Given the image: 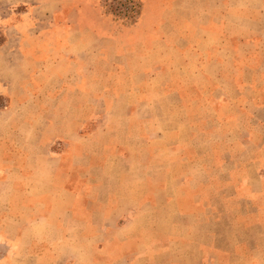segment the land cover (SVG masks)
<instances>
[{
    "label": "rangeland",
    "instance_id": "1",
    "mask_svg": "<svg viewBox=\"0 0 264 264\" xmlns=\"http://www.w3.org/2000/svg\"><path fill=\"white\" fill-rule=\"evenodd\" d=\"M0 48L1 91L30 98L0 114V148L31 155L0 195V264L19 241L17 264H107L122 226L207 229L264 264V0H0Z\"/></svg>",
    "mask_w": 264,
    "mask_h": 264
},
{
    "label": "crops",
    "instance_id": "2",
    "mask_svg": "<svg viewBox=\"0 0 264 264\" xmlns=\"http://www.w3.org/2000/svg\"><path fill=\"white\" fill-rule=\"evenodd\" d=\"M1 55L2 49L0 48V57ZM10 90L11 85L8 84L3 92L8 94V96L10 97ZM1 92L2 91L0 89V94ZM9 99H11L9 107L5 111H0V114L12 112L15 107L27 105L30 101V98L19 100L17 98L10 97ZM11 134L16 135L15 131L11 132ZM1 136L4 137V135H1L0 133V138ZM19 156H21L23 160L30 159L31 155L29 153V149L12 146L0 148V170L2 169L3 171V175L0 178V195L10 184L14 186V183L11 182L12 180H15L13 177L18 180V174H21V171L24 168V166L18 165L16 162V157ZM45 160L47 161V159ZM28 188V190H25L26 192H30L32 186H28ZM46 192H48L46 191V186L41 185L36 194L37 196H41L45 195ZM36 201L37 200H33L32 207L37 204H42V208H44L42 213L38 215L39 221L48 222L50 212L46 200L42 197L40 202ZM150 203L153 204L154 199L150 200ZM183 217H188V215L184 214ZM58 224L59 225H57L56 223L57 228L60 226L61 222H59ZM124 227L125 226H122L119 229H115L114 231V235L117 238L116 240H119L118 251H120L121 253L119 254L118 252V256L113 260H108L107 264H228V262H236L233 264H240V261H233L232 259L234 255L239 256V247L237 246L235 247V249L233 248V250L235 251L229 253L226 257H223L219 253V251H215V249H217L216 247L218 246L213 244V241L210 244L209 239H213V237L209 235L207 229H199V231L197 229H166L165 232L167 234V237H164L162 241L145 244L143 238L137 236V234H135V236L133 237L135 241L131 240V237H121L120 235L128 230L123 229ZM20 230V234L22 236L25 232L34 231L35 229H29V227H25ZM55 230L58 234L65 235L71 233L74 229ZM107 232L108 231H106V229H103L104 234H106ZM144 232L145 231L143 230V233ZM87 237L88 240H92L93 238L97 237L96 229H88ZM61 239L62 241L60 243L58 242L56 246H70L75 251L79 250L81 247L83 249H91L93 251L99 249V246H93L94 243L85 246L82 245L79 240L69 242L67 240V237ZM44 242L45 244L40 243V247H43L44 250L48 249L51 246L53 247V245H50L48 241ZM82 242L85 243V241ZM23 247L24 246L21 241L15 244L12 253L6 261L7 264H17V258L19 257V255H21ZM103 261L105 262L106 258H104ZM69 264H80L79 260L76 257V254L73 255L71 261L69 260ZM245 264H257V262L254 261V259L252 260L249 258L248 261L245 262Z\"/></svg>",
    "mask_w": 264,
    "mask_h": 264
}]
</instances>
